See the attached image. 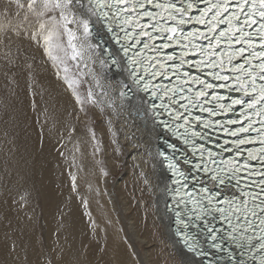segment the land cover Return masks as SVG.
<instances>
[{
    "label": "snow or ice",
    "instance_id": "1",
    "mask_svg": "<svg viewBox=\"0 0 264 264\" xmlns=\"http://www.w3.org/2000/svg\"><path fill=\"white\" fill-rule=\"evenodd\" d=\"M12 7L11 0L0 5L5 19H9ZM15 15L21 17L20 22L0 25V32L8 39L9 33L28 32V39L43 47L44 55L57 67V76L63 73V81L81 111H85L87 103H99L91 86L83 97L79 91L88 83V74L81 71L85 44L76 43L83 36L90 56L113 57L110 62L104 60V66L127 73L132 84L150 97L153 123L160 129L157 135L167 132L190 148L195 159L185 155L182 164L188 166L187 170L174 156L159 153L175 186L166 190L173 193L175 207H167L175 216V235L184 257L181 264H246L245 257L248 264H256L257 253L258 264H264V0H17ZM188 24L203 25L206 31L185 33L184 26ZM93 26H99L119 45L120 59L93 41ZM158 40L168 43H155ZM195 40L207 41V47ZM173 43L181 51L165 59L161 50L171 48ZM222 44L223 51H217ZM146 51L153 55L146 56ZM197 55L199 60L188 59ZM70 64L75 65L76 73H71ZM185 64L199 71L209 69L206 75L222 83H209L188 71L181 73ZM87 67L83 63V68ZM169 72L176 78L175 85L153 82L156 78L170 80ZM121 85L128 87L126 81ZM194 85L200 87L194 89ZM96 87H100L99 80ZM216 87L238 92L241 97L220 103L225 97L213 94L211 99L216 101L218 113L204 106L211 102L208 90ZM234 106H240V118L226 123L240 126H220L235 137L231 142L226 140L225 145H234L242 159L218 161L219 153L211 151H207L206 159L205 149L196 144V140L205 138L195 130L196 125L210 129L219 122L193 117V109L216 116L235 112ZM181 128L183 133L179 132ZM252 144L258 147L246 150L245 155L241 146ZM168 148L173 153L178 151L174 144ZM201 172L212 187L200 180ZM190 179L201 186L189 190ZM220 186L236 191L226 197L214 190Z\"/></svg>",
    "mask_w": 264,
    "mask_h": 264
},
{
    "label": "bare ground",
    "instance_id": "2",
    "mask_svg": "<svg viewBox=\"0 0 264 264\" xmlns=\"http://www.w3.org/2000/svg\"><path fill=\"white\" fill-rule=\"evenodd\" d=\"M16 2L11 0L9 19L0 11V25L20 22ZM9 36L0 32V137L10 135L12 149L20 150L17 166L44 209L45 244L55 264H181L182 248L166 211L168 178L158 157V128L143 98H121L127 75H112L80 36L88 83L79 91L83 97L91 86L99 101L81 111L43 47L26 31ZM69 67L76 73L74 64ZM31 205L19 201L17 217L31 214ZM0 241V264H25L21 241ZM36 260L49 264L41 256Z\"/></svg>",
    "mask_w": 264,
    "mask_h": 264
},
{
    "label": "rangeland",
    "instance_id": "3",
    "mask_svg": "<svg viewBox=\"0 0 264 264\" xmlns=\"http://www.w3.org/2000/svg\"><path fill=\"white\" fill-rule=\"evenodd\" d=\"M2 115L3 113L0 117V128L5 126L2 123ZM11 143L10 135H1L0 144L3 145V149L0 150V196L1 198L3 197V200L0 198V238H6L10 241L18 240L23 243L24 254H26V256L24 255L25 259L20 260L21 263L25 260V264H38L36 262V257L40 260L41 256L43 261L47 260L49 264H55L52 259L51 250L45 244L46 239L44 238V235H46L45 226L47 224L44 220V209L41 206L39 199H36L35 201L32 199L35 196L32 191L34 190L33 192H36L35 186L24 180L23 171L17 166L19 165L17 163L19 160L15 158V156L22 157V155L16 153L20 150L14 151L12 149ZM11 184L12 187L11 190H9ZM37 186L40 187L39 184H37ZM7 193H10V199L4 198ZM14 193L17 195L15 196ZM28 198L32 201L28 200ZM19 201L25 203L28 201L32 203V207L30 206V211H32L31 214L29 212L26 217H17L15 207ZM0 243H2V241H0ZM36 246L37 248L35 249ZM49 256L51 258H49ZM33 257L35 260H33Z\"/></svg>",
    "mask_w": 264,
    "mask_h": 264
},
{
    "label": "water",
    "instance_id": "4",
    "mask_svg": "<svg viewBox=\"0 0 264 264\" xmlns=\"http://www.w3.org/2000/svg\"><path fill=\"white\" fill-rule=\"evenodd\" d=\"M127 85H128V86H130V85H131V84L129 83V81H128Z\"/></svg>",
    "mask_w": 264,
    "mask_h": 264
}]
</instances>
